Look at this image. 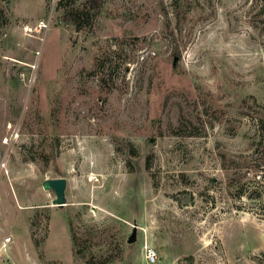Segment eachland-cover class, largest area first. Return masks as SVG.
I'll list each match as a JSON object with an SVG mask.
<instances>
[{
	"label": "rangeland",
	"instance_id": "rangeland-1",
	"mask_svg": "<svg viewBox=\"0 0 264 264\" xmlns=\"http://www.w3.org/2000/svg\"><path fill=\"white\" fill-rule=\"evenodd\" d=\"M60 1L0 0V264H264V0Z\"/></svg>",
	"mask_w": 264,
	"mask_h": 264
},
{
	"label": "trees",
	"instance_id": "trees-1",
	"mask_svg": "<svg viewBox=\"0 0 264 264\" xmlns=\"http://www.w3.org/2000/svg\"><path fill=\"white\" fill-rule=\"evenodd\" d=\"M63 0L60 1V4ZM86 8L80 7L78 5H71L70 7H67L64 11L65 18L74 23L77 27V29L83 28L88 24H91L92 18L95 14H97L100 10V7L102 5V0H86ZM48 217V215H46ZM70 229L72 233V241H73V247H74V253L77 258L83 259L85 261V264H102V263H108L112 262L117 258L118 255H105L99 258H95L94 254L87 253L84 246L82 245V241L77 234L75 227L72 224V221H70ZM37 242V240L35 239Z\"/></svg>",
	"mask_w": 264,
	"mask_h": 264
},
{
	"label": "water",
	"instance_id": "water-1",
	"mask_svg": "<svg viewBox=\"0 0 264 264\" xmlns=\"http://www.w3.org/2000/svg\"><path fill=\"white\" fill-rule=\"evenodd\" d=\"M43 187L48 190H53L56 197L53 199V204L63 206L66 204L65 191L67 186V180L64 177L47 178L42 183ZM137 227L134 226L132 234L128 238V242H134L137 235Z\"/></svg>",
	"mask_w": 264,
	"mask_h": 264
},
{
	"label": "built area",
	"instance_id": "built-area-1",
	"mask_svg": "<svg viewBox=\"0 0 264 264\" xmlns=\"http://www.w3.org/2000/svg\"><path fill=\"white\" fill-rule=\"evenodd\" d=\"M42 26H46L45 22L44 21H41V23H39L38 27H42ZM31 27L29 25H24L23 26V30L24 32H28V31H31ZM91 179H98L96 176H92ZM156 252L154 249H149V253L147 255V257L151 260V261H155L156 260Z\"/></svg>",
	"mask_w": 264,
	"mask_h": 264
}]
</instances>
